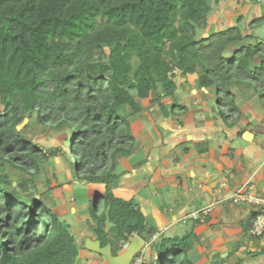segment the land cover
Segmentation results:
<instances>
[{"label": "trees", "instance_id": "1", "mask_svg": "<svg viewBox=\"0 0 264 264\" xmlns=\"http://www.w3.org/2000/svg\"><path fill=\"white\" fill-rule=\"evenodd\" d=\"M220 1L0 0V165L26 176L0 174V264H81L82 253H92L85 240L110 245L117 256L134 236L148 248L144 264H195L193 231L160 233L133 199L114 192L126 174L118 171L122 160L137 154L134 130L150 120L148 109L157 107L152 121L184 115L185 107L165 103L179 77L195 76L198 90L213 89L227 127L242 116L231 88L251 89L264 106V39L255 34L264 14L203 34ZM39 128L64 134L62 146H42L34 137ZM58 157L68 184L103 187L87 207L88 232L80 239L55 211L50 191L63 184L47 180L49 190L35 194L34 179ZM209 213L190 220L207 223ZM255 216L252 210L243 220L242 236L258 245L264 232L248 235ZM262 254L264 246L244 255Z\"/></svg>", "mask_w": 264, "mask_h": 264}, {"label": "crops", "instance_id": "2", "mask_svg": "<svg viewBox=\"0 0 264 264\" xmlns=\"http://www.w3.org/2000/svg\"><path fill=\"white\" fill-rule=\"evenodd\" d=\"M182 80L180 84L189 87L191 93L189 105H180L185 107L184 115L149 120L163 129L171 127L161 139L145 132L141 123L136 125L134 134L140 139L139 144L149 142V147L157 151L155 155L147 153V157L141 154L123 159L118 171L126 174L114 193L133 199L151 225L167 236H180L175 230L180 222L188 225V215L210 208L207 223L192 221L191 229L184 232L193 231L199 239L190 253L191 259L195 264H212L215 255L224 259L239 245L223 263L235 264L247 250L260 251L264 246L263 239L253 245L242 236L243 220L252 211L250 207L233 205L229 200L247 183L249 192L264 193V106L251 89L236 88L237 93H233L236 100L242 98L236 102L242 116L233 127H227L216 106H207L213 89L198 90L195 76ZM205 94L209 98L203 99ZM165 103L171 105V101ZM161 158L171 161L170 165H148L149 161L161 163ZM141 161L144 164L136 168ZM143 170L147 179L140 174ZM147 250L145 244L144 251ZM258 257L263 258L264 254Z\"/></svg>", "mask_w": 264, "mask_h": 264}, {"label": "rangeland", "instance_id": "3", "mask_svg": "<svg viewBox=\"0 0 264 264\" xmlns=\"http://www.w3.org/2000/svg\"><path fill=\"white\" fill-rule=\"evenodd\" d=\"M253 0H222L220 1L217 6L213 7V11L211 12V15L209 17L208 21V28L204 31L203 34H208L216 31H221L226 28H229L231 26H234L236 23V20L238 17H241L244 19L245 22L257 18L264 14V0H259L257 2L253 3ZM244 26V23L241 22V27ZM255 34L260 36L262 39H264V24L255 31ZM179 76V74H178ZM183 83V80L181 77L177 79V88L174 94L173 101L171 103H177L179 105H185L188 106L190 103L189 97H190V88L185 87L184 85L180 84ZM187 82V80H186ZM233 92H236L238 90H235V88H231ZM207 101V106H215V96ZM203 99L209 98V95L205 94ZM242 99V98H241ZM240 98H237L236 102L238 100H241ZM141 107H148L147 102H141L137 101ZM259 106L258 102L255 103ZM157 107H151L148 112V119L152 122V116L150 114H153L154 110H156ZM190 109V108H189ZM195 111V110H194ZM181 117V116H178ZM146 118V117H145ZM218 118V117H217ZM144 119V117H143ZM158 118L155 117L154 120H157ZM220 118H218L219 120ZM149 120H143L142 125L145 130V132H150L152 134V137H163V135H166L170 133L168 129H171V127H167V129L160 128L159 126H154ZM169 125V124H168ZM35 131L29 129V133L33 134ZM36 132L34 134L35 140L39 142L44 147H58L62 146L63 139L65 137L64 134H57L53 133L52 131H47L45 133H41L40 128L36 129ZM142 135V132L141 134ZM157 135V136H156ZM157 137V138H158ZM143 139H145L143 137ZM146 140V139H145ZM140 141V139H139ZM142 141V138H141ZM236 143V142H235ZM142 144V143H141ZM149 142L143 143V145H138L136 155L139 157L141 154L145 155L147 157V153H152L151 155L156 154V149H152L149 147ZM239 147V146H238ZM146 148V149H145ZM149 149V150H147ZM151 150V151H150ZM241 150V149H240ZM159 156V154H157ZM136 158V156H135ZM158 161H149V166H155L157 164L167 166L170 165L168 159L161 158L160 162L162 163H156ZM64 162L63 160L58 157L55 159L50 160L45 166H44V172L36 177L34 179V184L37 187V191L35 192L36 195H39L40 193H44L45 191L49 190V186L46 184V181L49 180L51 182V186H55V184H63L62 188H56L52 191L53 198L57 200L58 205L56 208V212L58 215H60L63 219H66L72 226L75 232V235L78 239L83 237L87 232V228L85 226V220L88 218V215L85 214L87 212V207L91 206L92 201L97 193H100L103 191V187L100 185H88V186H82L75 182L67 183V179L64 175ZM1 173H8L10 174L14 179H19L21 176H24L23 174L20 175V172L13 171L9 167H1L0 165V174ZM135 173H132L134 175ZM140 174L142 177L146 178V171H141ZM253 191V187H252ZM259 195H264V193H259ZM53 199L48 197L47 201L51 202ZM230 201L231 198L229 199ZM235 205V204H233ZM249 206V205H247ZM251 210H255L254 207L249 206ZM249 210V209H248ZM192 225V220H188V225H186L183 222H180L179 225L175 227V230L177 231L176 234L181 235L186 230H190ZM179 229V230H178ZM170 236V235H169ZM145 247L141 251L143 253L144 260L146 261L148 250L144 251ZM124 251V248L121 252ZM140 253V252H139ZM246 264H264V257L259 258L257 257L256 260L252 259L251 257H244ZM259 261H258V260ZM85 260V261H83ZM81 264H106V259L104 257H99L95 253H83Z\"/></svg>", "mask_w": 264, "mask_h": 264}, {"label": "built area", "instance_id": "4", "mask_svg": "<svg viewBox=\"0 0 264 264\" xmlns=\"http://www.w3.org/2000/svg\"><path fill=\"white\" fill-rule=\"evenodd\" d=\"M248 183L233 193L231 202L235 205H249L255 208L256 216L252 220L248 235L250 237H260L264 232V195L249 192ZM210 208H204L198 212H193L187 216L188 219L203 221ZM130 242V241H129ZM129 242L123 245L125 249ZM130 264H144L143 253L135 255Z\"/></svg>", "mask_w": 264, "mask_h": 264}, {"label": "water", "instance_id": "5", "mask_svg": "<svg viewBox=\"0 0 264 264\" xmlns=\"http://www.w3.org/2000/svg\"><path fill=\"white\" fill-rule=\"evenodd\" d=\"M247 135H250L247 133ZM243 139L246 138L243 136ZM85 248L92 252L101 255L106 259V264H130L135 257V255L143 250L145 243L142 239L134 236L130 239L129 245L117 256L111 255L110 245L104 248L100 247V243L92 240H85Z\"/></svg>", "mask_w": 264, "mask_h": 264}]
</instances>
